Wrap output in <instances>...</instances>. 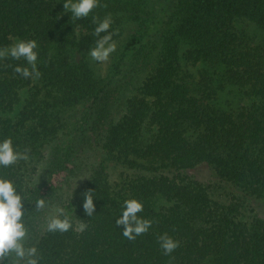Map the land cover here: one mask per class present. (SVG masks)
Wrapping results in <instances>:
<instances>
[{
	"label": "trees",
	"instance_id": "obj_1",
	"mask_svg": "<svg viewBox=\"0 0 264 264\" xmlns=\"http://www.w3.org/2000/svg\"><path fill=\"white\" fill-rule=\"evenodd\" d=\"M64 3L0 0V48L38 44V79L0 60V140L31 149L0 175L51 201L38 213L24 200L41 264H264V0H100L79 20ZM109 15L114 41L131 33L103 81L89 51L93 17ZM84 147L96 162L74 186ZM201 167L210 184L192 175ZM133 198L153 223L129 241L115 220ZM56 206L87 229L47 233ZM163 233L179 241L171 255Z\"/></svg>",
	"mask_w": 264,
	"mask_h": 264
},
{
	"label": "clouds",
	"instance_id": "obj_2",
	"mask_svg": "<svg viewBox=\"0 0 264 264\" xmlns=\"http://www.w3.org/2000/svg\"><path fill=\"white\" fill-rule=\"evenodd\" d=\"M100 6V0H65L64 3V9L71 13L73 20L88 17ZM93 23L96 24L93 34L98 39L95 47L90 49L89 56L94 61L105 62L117 47L113 40L115 33L109 31L113 21L109 15L102 20L93 17ZM102 33L107 34L101 35ZM37 48L36 40H19L10 47L0 48V60L8 57L14 60L23 59L30 67L16 66L14 71L25 79H38L41 73L37 68ZM30 152V148L19 150L14 146L11 138L0 140V169L13 168L21 161L29 163L31 161ZM93 193L92 190H88L83 194V211L88 217H93L95 211ZM25 199L34 205L33 209L38 213L51 206L49 199L39 197L30 200L26 188L21 187L7 175H0V264H41L42 256L38 247L29 243L28 217L31 213L24 210ZM143 210L144 205L141 201L135 198L127 199L123 203L122 214L115 220V225L123 226V237L129 241H134L137 237L146 234L152 226L151 220L138 215ZM73 217V208L56 206L54 211L47 215L44 230L53 234H64L73 230L83 233L88 224L81 221L77 225ZM158 242L164 255H171L180 246L179 241L174 240L167 233L161 234Z\"/></svg>",
	"mask_w": 264,
	"mask_h": 264
},
{
	"label": "rangeland",
	"instance_id": "obj_3",
	"mask_svg": "<svg viewBox=\"0 0 264 264\" xmlns=\"http://www.w3.org/2000/svg\"><path fill=\"white\" fill-rule=\"evenodd\" d=\"M130 33H131V28L127 27L125 32L117 40H115V43L117 45L116 51L110 55L107 61L97 62V61L92 60L90 57L91 63L97 75L101 79H103V81H108L113 75L115 64L117 63L119 55L121 54L124 48V44L128 36L130 35ZM74 114H75L76 119H79L80 117H82L81 115L83 114V112L81 110H77V111L74 110V113L72 115L74 116ZM94 154L95 152L91 148L84 147L83 151L81 152L77 160L78 169H75L72 175L73 177L70 175L71 184L74 181L75 182L74 186H77L79 182L82 183L85 175H88L90 173V170L94 167L95 162H96ZM192 175L195 177L196 180H198L199 182L203 184H210V182H212L211 173L207 168H204V167L198 168L197 170L192 172ZM216 197L219 198L220 196L216 195ZM219 199L222 200L221 197Z\"/></svg>",
	"mask_w": 264,
	"mask_h": 264
}]
</instances>
